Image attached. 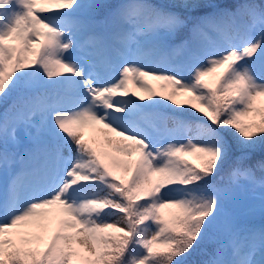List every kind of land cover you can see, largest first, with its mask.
Returning <instances> with one entry per match:
<instances>
[{
	"label": "snow or ice",
	"instance_id": "obj_1",
	"mask_svg": "<svg viewBox=\"0 0 264 264\" xmlns=\"http://www.w3.org/2000/svg\"><path fill=\"white\" fill-rule=\"evenodd\" d=\"M206 242L264 264V0H0V264Z\"/></svg>",
	"mask_w": 264,
	"mask_h": 264
},
{
	"label": "trees",
	"instance_id": "obj_2",
	"mask_svg": "<svg viewBox=\"0 0 264 264\" xmlns=\"http://www.w3.org/2000/svg\"><path fill=\"white\" fill-rule=\"evenodd\" d=\"M183 99H184V97H183V98H180V100H183ZM173 107H174V106H173ZM189 111H192V110L189 109ZM256 159H259V156H257ZM189 161H191V163H193V164H197V163H198V161H196L195 159H194V160H189ZM221 175H223V173H221ZM260 176H261V173L257 172V177H260ZM219 179H220L219 176L216 177V180H217V181H219ZM252 204H258V200H253V199H252V200L250 201V205H252ZM247 211H248V210H247ZM247 218H248V220H249V219H261V218H260V214H259L258 209L255 210V211H249V212H248V217H247ZM209 246H210V245H209V243H207V242H206L204 245H202L201 248L198 249L197 252L194 253L192 257H189V264H192V262H198V261H200V258L202 257L201 254L205 255V253L209 252V250H207ZM212 248H213V247L209 248L210 251H212ZM206 250H207V251H206Z\"/></svg>",
	"mask_w": 264,
	"mask_h": 264
},
{
	"label": "rangeland",
	"instance_id": "obj_3",
	"mask_svg": "<svg viewBox=\"0 0 264 264\" xmlns=\"http://www.w3.org/2000/svg\"><path fill=\"white\" fill-rule=\"evenodd\" d=\"M152 86H156L155 82L152 84ZM129 87H131V85H129ZM180 98H183V96H181ZM171 126V125H169ZM87 132V130H86ZM191 159H194L193 157H190ZM259 178V177H258ZM243 183V182H242ZM256 193L259 194V189L256 190ZM251 196H252V192L249 190L248 186L245 185L244 187H242L239 190V203H240V207L243 211H246L245 208L247 206H249V202L251 201ZM252 224H259L261 221L260 220H255V222L249 221Z\"/></svg>",
	"mask_w": 264,
	"mask_h": 264
}]
</instances>
